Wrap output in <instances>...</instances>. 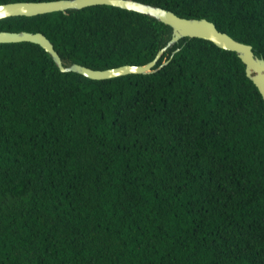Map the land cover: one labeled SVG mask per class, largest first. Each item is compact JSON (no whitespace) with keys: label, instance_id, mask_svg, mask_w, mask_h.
Returning <instances> with one entry per match:
<instances>
[{"label":"trees","instance_id":"16d2710c","mask_svg":"<svg viewBox=\"0 0 264 264\" xmlns=\"http://www.w3.org/2000/svg\"><path fill=\"white\" fill-rule=\"evenodd\" d=\"M15 1L47 0H0ZM207 18L264 57V0H140ZM65 65L146 64L173 28L97 4L0 19ZM153 73L61 71L0 43V264H264V98L235 51L200 37Z\"/></svg>","mask_w":264,"mask_h":264},{"label":"water","instance_id":"95a60500","mask_svg":"<svg viewBox=\"0 0 264 264\" xmlns=\"http://www.w3.org/2000/svg\"><path fill=\"white\" fill-rule=\"evenodd\" d=\"M108 4L148 14L173 28L168 43L159 50L156 57L146 64H123L106 69H94L83 64L65 65L53 42L41 31H9L0 30L1 42L30 41L41 45L53 58L61 71H74L93 79H107L130 73H153L169 62L156 64L164 51L183 37H200L212 41L217 46L235 51L245 63L247 76L256 84L264 98V57L257 56L253 46L241 42L227 32L218 29L213 21L207 18H187L173 10L146 3L140 0H47V1H15L0 4V19L15 15H38L53 11L81 9L91 5Z\"/></svg>","mask_w":264,"mask_h":264}]
</instances>
